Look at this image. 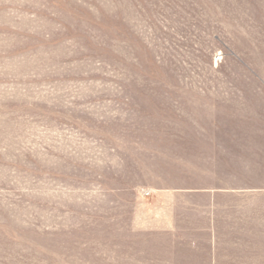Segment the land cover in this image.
Listing matches in <instances>:
<instances>
[{
  "label": "rangeland",
  "instance_id": "374dc122",
  "mask_svg": "<svg viewBox=\"0 0 264 264\" xmlns=\"http://www.w3.org/2000/svg\"><path fill=\"white\" fill-rule=\"evenodd\" d=\"M0 264H264V0H0Z\"/></svg>",
  "mask_w": 264,
  "mask_h": 264
}]
</instances>
